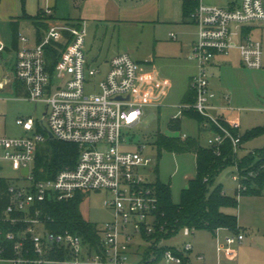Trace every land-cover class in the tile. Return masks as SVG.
I'll return each mask as SVG.
<instances>
[{
    "label": "built area",
    "instance_id": "2783aa9c",
    "mask_svg": "<svg viewBox=\"0 0 264 264\" xmlns=\"http://www.w3.org/2000/svg\"><path fill=\"white\" fill-rule=\"evenodd\" d=\"M196 1L191 16L199 32L190 53L197 63V72L190 81L195 100L181 103L179 114L195 111L203 115L202 126L213 132L207 146L219 156L229 140L234 154L239 156L241 135L232 131L238 129L239 121L213 113L216 95L210 88L209 65L216 54L238 48L245 66L263 67L262 42L250 32L245 33L244 27L253 23L264 27V0H242L235 8ZM87 35L88 24L82 20L53 22L34 46H28L26 36H19L24 44L16 52L15 78L23 82L28 99L46 103V124L41 121L43 132L33 117L18 118L17 123L33 133L0 136V169L1 163L8 162L27 179L25 184L7 186L8 204L0 223L9 222L18 228L5 234L13 242L12 256L5 255L8 248L0 243V264H194L193 243L186 242L181 248L166 246L168 237L158 234L166 233L167 228L159 218L154 181L138 169L150 166L152 157L144 154L142 146L136 150L122 148L128 143L123 137L124 129L141 124L146 108L160 105L171 83L157 70L122 52L110 59V67L98 84L100 91L87 94V78L100 72L88 66ZM4 48L0 40V51ZM50 48L58 51L53 64ZM225 98L228 100L229 95ZM221 108L235 109L230 103ZM187 136L183 134L182 138ZM49 138L78 144L79 158L75 166L61 169L55 178L37 180L33 163L40 143ZM99 143L106 147L90 148ZM24 167H29L26 176L21 174ZM235 167L232 177L240 197L254 174L243 173L237 163ZM83 190H106L111 194L104 204L112 208L114 218L98 227L97 247L70 230L49 228L52 218L37 208L47 199L69 200ZM192 230L186 226L180 231L190 235ZM213 233L218 264H222L223 257L235 255L236 247L245 238L241 230L233 232L227 227H218ZM197 259L205 260V256L198 254Z\"/></svg>",
    "mask_w": 264,
    "mask_h": 264
},
{
    "label": "rangeland",
    "instance_id": "374dc122",
    "mask_svg": "<svg viewBox=\"0 0 264 264\" xmlns=\"http://www.w3.org/2000/svg\"><path fill=\"white\" fill-rule=\"evenodd\" d=\"M44 0H1L0 5V38L4 45H12V32L10 14L23 12L37 13L41 6L45 8ZM63 8L68 7V2L61 3ZM47 7V6H46ZM43 14H47L45 11ZM7 16V17H6ZM253 23L252 25H257ZM245 24V29L250 27ZM197 27H190V38H194ZM244 29V30H245ZM164 33V30H159ZM20 32L27 37L34 38L36 33L35 24L27 18L21 19ZM254 38H262L263 63H264V30L255 33ZM159 43L155 41L152 32H146L142 26H115L99 29L94 37L93 32L89 34L92 46L87 50L88 66L100 69L99 74L89 76L85 91L87 94L99 92L98 84L104 78L107 65L106 56L117 52H129L132 58L146 64L149 69H156L167 76L172 87L168 95L163 99L160 107H147L143 122L136 127L125 128L123 137L128 141L123 145L124 149L135 150L143 147L144 154L153 159L148 167L138 169L146 174L149 179L159 178L162 182L169 183L172 190L174 202H179L182 189L187 186L188 178L196 174V155L193 151L175 152L167 150L158 144L157 134L163 133L170 137L183 139L186 133L189 137L200 138L201 144L209 145V137L213 132L209 129L200 130L199 122L186 114H179L184 92L189 84V78L194 71V61L187 55L182 57H167L163 55L161 48H168L163 43L168 37L163 35ZM89 47H87L89 49ZM100 53L98 61L95 55ZM156 55V63H150L148 57ZM13 64V51L0 52V136H23L33 132H26L17 123L18 118L33 117L40 131L41 121L46 124L45 111L47 105L43 101H32L27 98V90L23 82L11 80L15 77ZM7 78L10 81H6ZM217 87L229 94L231 105L236 109L239 117V127L235 135L244 134L253 127H264V66L262 68H250L245 66L240 58L236 56L232 62L222 65L217 70L214 78ZM174 116H181L180 128H171L169 122ZM228 126V125H227ZM45 132V131H43ZM242 136V135H241ZM53 139V138H52ZM48 140L40 143V147L48 145ZM244 142V143H243ZM243 145L250 152H256L264 147V133L252 139L243 141ZM105 144L99 143L90 148L104 149ZM240 148H242L240 146ZM244 150V149H243ZM242 150L239 149L238 157L241 158ZM246 155V154H245ZM35 162L33 163L34 170ZM0 179H4L8 185H21L27 183V179L21 177L10 163H1ZM156 168V172L154 169ZM235 164H227L215 175L209 190L216 186L226 191L229 196L238 199V207L228 208L227 211L237 213L241 230L245 238L236 248L235 255L230 258H222V264H248L252 261L264 260V195H246L239 197L238 184L233 179ZM79 209L83 217L101 227L106 221L114 218L112 208L105 206L104 200L111 196L106 190H83L80 191ZM264 194V193H263ZM186 242L193 243L191 258L194 264H218L217 242L213 231L207 228L193 229L190 235L179 231L164 241V245L181 248ZM202 254L205 260H198L197 255Z\"/></svg>",
    "mask_w": 264,
    "mask_h": 264
},
{
    "label": "trees",
    "instance_id": "16d2710c",
    "mask_svg": "<svg viewBox=\"0 0 264 264\" xmlns=\"http://www.w3.org/2000/svg\"><path fill=\"white\" fill-rule=\"evenodd\" d=\"M197 5L196 0H184V15L191 16ZM13 40H17V29L13 23ZM249 33V28L244 30ZM52 64L57 60L58 51L50 48ZM53 66V65H52ZM184 102H193L195 92L191 87L184 95ZM190 117L195 118L200 127L205 129L202 124L205 117L195 111H184ZM223 122L229 126L227 122ZM171 128H180V117H174L169 122ZM214 129V127H213ZM235 133L237 128H232ZM264 133V127L258 126L241 134L242 142ZM158 144L171 151L183 152L193 151L196 154V174L188 180V184L182 189L179 202H174L172 190L169 183L162 182L159 178L153 182L155 192L159 199V218L161 223L167 228L166 233H158L159 236L172 237L183 227L192 229L207 228L213 231L218 227H227L235 232L241 227L237 213L227 211L228 208L238 207V199L229 196L221 186H216L209 190V185L213 182L215 175L227 164H238L243 173L252 172L254 175L249 177L248 188L242 192L246 195H262L264 192V147L256 152H250L239 158L234 154L231 142H225L222 154L216 155L211 148L201 144L200 138L187 136L184 139H177L166 134H157ZM241 142V143H242ZM80 148L74 142L62 141L49 138L48 145L40 147L36 154L34 175L37 180L55 178L57 173L66 167L76 165L79 158ZM156 170V168H155ZM7 182L0 179V215L3 214L7 204ZM78 192L75 197L69 200L47 199L43 203H38L44 216H50L52 221L48 222L49 228L57 231L70 230L83 237L84 241L91 246L97 247L100 243L98 226L86 220L79 209ZM18 225L9 222L0 223V243L7 246V256H12L13 242L6 238L5 234L9 230H16Z\"/></svg>",
    "mask_w": 264,
    "mask_h": 264
},
{
    "label": "crops",
    "instance_id": "0c3cea01",
    "mask_svg": "<svg viewBox=\"0 0 264 264\" xmlns=\"http://www.w3.org/2000/svg\"><path fill=\"white\" fill-rule=\"evenodd\" d=\"M44 1H45V5H44L45 8L41 6L40 10L37 13L26 11L20 14L16 12L10 14L9 17L7 18L10 20V24H11L12 45L11 46L5 45V48L0 52L7 51L11 53L13 51L14 67H15L17 49L24 44L19 39V36L20 35L26 36V34L20 32V23H21V19L23 18L30 19L35 24L36 27V33L34 35V38H30L26 36L28 38V43H27L28 46H34L40 40L41 36L47 31L49 25L52 24L53 22L75 23L78 21L86 20L88 24L86 51L90 50L89 43L90 46H92V42L91 40H89L90 32L91 33L93 32V35L95 37L98 30L102 28L109 29L110 27L123 26V25L142 26L147 33L152 32L153 37L155 41H157V43H159L160 40H163V38L161 37H163L164 34L165 37H168L169 40L168 41L164 40L163 43L168 44L169 47L161 48L164 56L182 57L187 55V57L190 60L194 61L195 63L194 71L190 75L189 84L184 92V95L190 88L191 78L197 72V63L194 59L190 57V53L192 50L193 43L198 38L199 26L197 23L194 22L192 16L186 17L184 15V11H183L184 0H44ZM63 1L64 3L66 1L68 2L67 8L62 7L63 5H61V3ZM201 2L207 5L235 8L241 4L242 0H201ZM0 5H1V0H0ZM46 9H50L51 13L43 14L46 11ZM13 23H15V27L17 29L16 42H14L13 40V33H14ZM191 26L197 27L196 31L194 32V38L189 37L190 35L189 29ZM249 27L252 36L255 33H261L262 36V31L264 30V27L262 25L260 24L250 25ZM161 29L164 30V33H162V35H161L162 31H159ZM172 34H175L176 37H174ZM259 39L262 42V38ZM87 47H89V49ZM122 52H126V51H122ZM122 52L119 51L117 53L106 56L105 58V63L107 65L106 73L110 67V59L114 55ZM236 56H238L241 60V56L238 48L231 49L230 52L227 54H223V53L216 54L214 59L211 61L209 65V81H210V88L213 90V92L216 95L215 98H213L212 100L213 104L216 106V108L213 109V113L215 115L224 116L227 120L236 119L239 121V117L236 116L235 114L236 110L238 109L235 108L234 110H230L227 108L226 109L221 108L225 104L228 103L231 104V98L229 94H225V92H222V90H220V88L217 87V84L214 81L217 70H219L222 67V65L232 62V60L235 59ZM99 57H101V55L98 52L95 55L94 60L98 61ZM147 59L150 63H154V64L156 63V55H151ZM87 60H88V54H87ZM141 64L146 66L145 62ZM157 72L162 78L170 81L172 87L171 80L167 76H164L160 71L157 70ZM11 80L16 82L15 80L17 79L13 77ZM6 81H10V80L7 78ZM168 93L166 94V96L168 95ZM184 95L178 106L184 102L183 99ZM226 95H229L228 100L225 98ZM160 105H162V102ZM160 105H150L148 107H153V106L160 107ZM174 117L181 118V116H174ZM200 130H202L201 127ZM243 143L241 144L242 148H240L242 150L241 155H245L247 154L248 151H250L249 148L244 147ZM154 172H156L155 169ZM190 178L192 177H189L188 180ZM262 195H258V196H262ZM242 196L243 195H241L240 197ZM238 221H239V216H238ZM239 225L242 228V224L239 223ZM248 264H264V260L252 261Z\"/></svg>",
    "mask_w": 264,
    "mask_h": 264
},
{
    "label": "water",
    "instance_id": "95a60500",
    "mask_svg": "<svg viewBox=\"0 0 264 264\" xmlns=\"http://www.w3.org/2000/svg\"><path fill=\"white\" fill-rule=\"evenodd\" d=\"M45 114H46V111H45ZM50 137H53V135L52 134H50ZM28 173H29V167H24L23 169H21V174L22 175H28Z\"/></svg>",
    "mask_w": 264,
    "mask_h": 264
}]
</instances>
